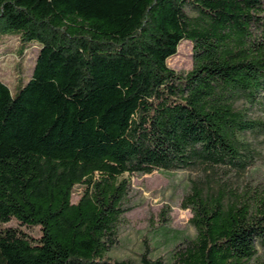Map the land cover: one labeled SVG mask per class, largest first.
<instances>
[{"label":"trees","instance_id":"trees-1","mask_svg":"<svg viewBox=\"0 0 264 264\" xmlns=\"http://www.w3.org/2000/svg\"><path fill=\"white\" fill-rule=\"evenodd\" d=\"M4 35L38 50L0 79V264H136L106 258L128 175L193 167L195 235L168 264H264V182L232 180L264 146V0H0ZM181 40L185 73L166 65Z\"/></svg>","mask_w":264,"mask_h":264},{"label":"rangeland","instance_id":"rangeland-1","mask_svg":"<svg viewBox=\"0 0 264 264\" xmlns=\"http://www.w3.org/2000/svg\"><path fill=\"white\" fill-rule=\"evenodd\" d=\"M173 55L166 59V65L175 72L185 73L191 68V44L181 40ZM21 43L18 36H0V79L13 90L16 81H26L32 71L37 45L24 47L18 54ZM251 117L264 119V109L256 107ZM256 161L248 167L242 177L232 180L245 183L249 180L264 182V146L258 148ZM127 175V174H126ZM130 191L126 201L128 210L117 224L118 244L110 250L106 258L112 262L130 261L138 264L142 254L147 252L152 260L160 259L168 264L173 248L184 239L195 235L189 223L190 213L180 208L184 194L191 182L205 180L204 171L193 167L178 170H153L147 174H131ZM81 191L75 186L72 202H76ZM16 227L32 236L39 235L37 226H27L12 218L2 225Z\"/></svg>","mask_w":264,"mask_h":264}]
</instances>
